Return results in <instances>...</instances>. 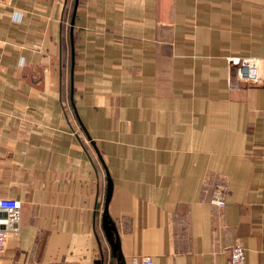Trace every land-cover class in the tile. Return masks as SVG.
Instances as JSON below:
<instances>
[{"label": "crops", "instance_id": "1", "mask_svg": "<svg viewBox=\"0 0 264 264\" xmlns=\"http://www.w3.org/2000/svg\"><path fill=\"white\" fill-rule=\"evenodd\" d=\"M66 7L0 0V197L21 203L0 264H116L105 168L126 264H228L237 241L264 264V75H232L264 69V0H78L72 64Z\"/></svg>", "mask_w": 264, "mask_h": 264}, {"label": "built area", "instance_id": "2", "mask_svg": "<svg viewBox=\"0 0 264 264\" xmlns=\"http://www.w3.org/2000/svg\"><path fill=\"white\" fill-rule=\"evenodd\" d=\"M235 63L232 75L246 84H256L262 77V66L256 57H244ZM210 194L209 203L221 211L226 205V196L229 185L223 180H213L208 184ZM21 203L13 197H0V252L4 249L6 240L10 233H16L20 226ZM245 249L240 241L230 246L228 264H244ZM132 264H151L148 256H134Z\"/></svg>", "mask_w": 264, "mask_h": 264}, {"label": "water", "instance_id": "3", "mask_svg": "<svg viewBox=\"0 0 264 264\" xmlns=\"http://www.w3.org/2000/svg\"><path fill=\"white\" fill-rule=\"evenodd\" d=\"M77 1L78 0H74L72 15L70 19V27H69V36H70V42H71V64L73 63V60H74V47H73L72 38H73V25H74ZM87 137L90 143L93 145L98 155V151L94 145V142L90 139L88 135ZM105 172H106V187H105V192H104L103 209L101 213V227H102L105 239L109 245L110 254L115 259L116 264H126L122 251H121V247H120V238H119L117 227L115 225L114 220L111 218L108 212V204H109V201L112 195V180L106 168H105ZM100 260H102V258ZM100 260L98 263H101Z\"/></svg>", "mask_w": 264, "mask_h": 264}, {"label": "rangeland", "instance_id": "4", "mask_svg": "<svg viewBox=\"0 0 264 264\" xmlns=\"http://www.w3.org/2000/svg\"><path fill=\"white\" fill-rule=\"evenodd\" d=\"M241 58H244V57H241ZM256 59L260 62V64H261V66H262V77H263V75H264V69H263V62H262V60L260 59V58H257L256 57ZM232 76V75H231ZM234 77V76H233ZM262 77L260 78V80L262 79ZM235 78V77H234ZM236 79V78H235ZM237 80V79H236ZM259 80V81H260ZM237 83H239L240 85H243V86H246V87H249V86H252V85H255V84H252V85H250V84H246L245 82H243V81H239V80H237ZM259 82H257L256 84H258Z\"/></svg>", "mask_w": 264, "mask_h": 264}, {"label": "trees", "instance_id": "5", "mask_svg": "<svg viewBox=\"0 0 264 264\" xmlns=\"http://www.w3.org/2000/svg\"><path fill=\"white\" fill-rule=\"evenodd\" d=\"M72 3H73V0H67V7H66L67 15H66V20H69V18H70L71 9H72Z\"/></svg>", "mask_w": 264, "mask_h": 264}]
</instances>
